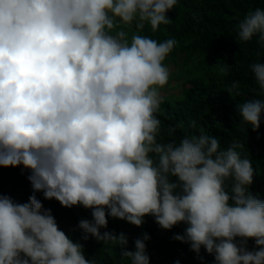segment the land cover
I'll return each mask as SVG.
<instances>
[{"label":"clouds","instance_id":"1","mask_svg":"<svg viewBox=\"0 0 264 264\" xmlns=\"http://www.w3.org/2000/svg\"><path fill=\"white\" fill-rule=\"evenodd\" d=\"M177 0H0V166L30 171L34 193L61 206L91 209L78 227L118 244L131 264H150L147 233L104 231L108 217L141 227L151 215L174 240L203 247L216 264H264V201L249 191L254 170L234 141L204 134L158 142L163 61L176 45L123 27L155 32L172 22ZM238 39L264 42V10L249 11ZM222 74L231 66L218 65ZM264 89V63L250 65ZM239 82L229 89L238 94ZM241 127H260L264 100L239 105ZM175 129H169L174 133ZM175 178V179H173ZM255 248L248 250V240ZM0 264H97L58 228L33 194L27 203L0 195ZM175 264H180L177 260Z\"/></svg>","mask_w":264,"mask_h":264},{"label":"trees","instance_id":"2","mask_svg":"<svg viewBox=\"0 0 264 264\" xmlns=\"http://www.w3.org/2000/svg\"><path fill=\"white\" fill-rule=\"evenodd\" d=\"M264 10V0H177L167 17L168 25H160L153 32L145 23L142 31L135 23L123 27L130 41L134 34L147 36L158 43L174 39L176 45L163 61L177 68L176 76L182 81V95L175 101L160 99L156 117L161 121L158 142L177 143L185 136L204 134L220 140L221 149H226L234 141L242 147L237 149L242 158L249 159L254 170L253 183L249 191L264 201V112L260 127L253 131L250 125L241 127L239 105L252 99L264 100L261 89L250 65L264 63V42L259 35L250 41L238 39L237 25L249 11ZM231 66L227 74H222L216 66ZM239 82L236 90L229 93L234 82ZM169 129H175L170 134ZM28 169L0 166V195L11 197L16 203H27L33 194L44 209H50L58 228L74 243L83 245V253L88 260L97 264H131L122 257L123 248L118 244L103 243L84 233L78 227L82 219L92 220L91 209L82 206L65 208L55 200L44 199L42 192L33 191ZM175 179V178H173ZM186 225L180 223L171 230L162 229L151 215L144 217L141 227L124 220L108 217V226L101 232L109 231L128 237L127 249L135 250L134 240L144 233L150 236L146 241V251L150 264H216L213 254L202 247L199 255L190 249V244L173 239L175 234H183ZM248 250H253L255 242L248 240Z\"/></svg>","mask_w":264,"mask_h":264},{"label":"rangeland","instance_id":"3","mask_svg":"<svg viewBox=\"0 0 264 264\" xmlns=\"http://www.w3.org/2000/svg\"><path fill=\"white\" fill-rule=\"evenodd\" d=\"M165 66L169 71V79L166 85H164L162 88H159V99H168L175 101L182 95V88L180 83L181 79L178 78V75L176 76L177 68L173 67L170 64H166Z\"/></svg>","mask_w":264,"mask_h":264}]
</instances>
